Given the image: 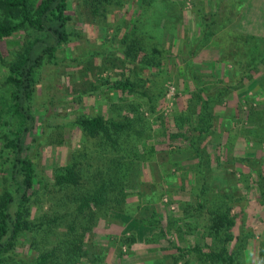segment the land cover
Listing matches in <instances>:
<instances>
[{
  "label": "trees",
  "instance_id": "obj_1",
  "mask_svg": "<svg viewBox=\"0 0 264 264\" xmlns=\"http://www.w3.org/2000/svg\"><path fill=\"white\" fill-rule=\"evenodd\" d=\"M70 1L0 0V65L6 68L4 92L0 96V264H81L83 260L88 264H104L109 250L118 258L131 255L135 233L110 235L104 245L93 239L99 220L111 224L110 212L134 215L144 226L155 229V236L164 239L171 231L179 232V224L186 234L201 230L202 243L190 246L178 236L177 245L171 243L169 260L161 254L154 264H241V252L255 237L242 223L235 234L237 217L241 215L244 221L247 200L238 194L237 187L213 186L207 174L212 159L206 144L210 135L218 136L219 140L222 134L234 130L230 124L237 122V117L232 113V117L224 119L217 115L215 107L227 101L230 90L243 89L242 84L238 87L241 81H254L253 72L264 62V37L228 29L227 36L221 33L209 43L224 50L230 45L236 52L234 68L225 74L230 81L218 91L195 85L186 108L173 110L171 130L165 127L162 115L156 117L154 96L144 89V77L165 72L169 75L172 71L170 62L163 57L161 33L156 38L160 37L163 44L149 47L147 43L158 30L155 22L165 21L164 14L169 13L163 0H140V9L130 19L129 27L120 31L114 49L119 57L111 51L103 60L102 65H109L113 75L103 79H97L95 74L91 76L95 66L89 59L79 72L81 77L90 75L95 83L82 78L89 90L79 95L78 102L87 95L102 98L104 103L113 93H120L118 103L113 105L110 101L117 113L107 117L97 111L92 115L78 114L71 120L56 119L54 109L57 102L61 104L64 94L58 69L70 64L67 47L81 35L77 29L79 18L69 11ZM81 2L87 21L108 27V15L119 9L123 0ZM224 6L211 16L229 17L231 10ZM214 19L203 20L199 37L189 47L181 42L177 54L186 52L191 58L196 56L212 36ZM15 35L22 38L19 48L6 61L2 46ZM172 41L171 37L167 38L168 50L173 46ZM77 60L74 59L76 63ZM102 65L95 71L108 72ZM185 69L192 79L191 67ZM241 71L242 77L235 81L233 77ZM44 73L50 74V80L45 84L42 101L45 110H41L39 119L36 96ZM248 113L249 119L253 114L258 116L248 130L250 140L245 143L264 147V110L250 109ZM152 118L160 120V130H153ZM36 130H40L39 139L31 137ZM73 130L90 144L82 141V149L77 153L72 151L66 161L54 164L50 172L45 171L41 165V145L47 142L68 148L67 133ZM233 154L227 156V162H238L255 175V178L249 175L251 186L245 184L243 174L238 183L246 185L247 190L255 189L258 201L264 204V155L235 157ZM219 160L216 157L215 162ZM174 189L188 192L187 200L169 202V205L175 203L180 218L188 221L168 218V228L161 205ZM238 209L242 210L240 215L236 213ZM262 246L256 264H264Z\"/></svg>",
  "mask_w": 264,
  "mask_h": 264
},
{
  "label": "rangeland",
  "instance_id": "obj_2",
  "mask_svg": "<svg viewBox=\"0 0 264 264\" xmlns=\"http://www.w3.org/2000/svg\"><path fill=\"white\" fill-rule=\"evenodd\" d=\"M139 1L140 0H123L121 7L112 10L113 12L111 11L112 13L108 15L107 23L109 28L90 23L89 20L87 21L85 10L82 6L83 2H81V0L79 2L77 0L70 1L69 11L70 14H74L76 18H79V20H77V29L81 31V35L76 39V42L67 47V59L70 61V64L58 69L60 81L62 84L64 83L62 86L64 94L61 96V104L57 102L58 105H56L54 109V111H57L58 115H56V119L71 120L78 114L92 115L97 111H100L107 117L117 113L115 111L116 109L111 106V103L113 105L118 103V99L121 97L120 93H113L104 103L102 102V98L96 99V97L87 95L83 96L78 102V97L82 92L89 90H86L89 88L87 84L83 85L85 79H89L92 83H95L94 80L89 77L95 74L97 79H103L107 77L108 74L110 75L112 73L110 72L109 65L105 67L102 65L104 62L103 60L107 59L111 51L114 52V55L119 57V53H115L114 49H116V43L118 39H120V31L126 29V26L129 27L130 19L140 9ZM163 1L165 2L164 9H166L169 14H164L165 21L159 24L155 22V27H158V30L155 31L154 39H147L149 40L147 43L149 47H151V45H160L164 43L163 57H166L170 62L169 67H171L172 71L169 75L165 72V74L159 76L153 75L144 77L146 81L144 89H148V93L154 96V103L156 104V110H158L156 117L162 115L164 117L165 127L173 130V110H183L186 108L187 100L190 98V93L193 88H195V85H202L210 91H218L221 90L222 87L224 88L228 81H230V77L226 79L225 74L234 68L233 63H236V52L230 49V45L229 49L227 48V50H224L223 48H216L208 44L218 39L220 37L219 35L225 33L226 30L228 31V29L237 30L243 35L247 34L252 37H264V0ZM220 4L221 6H219ZM226 5H228V8L231 10L229 17L223 18L219 16L214 19L211 16L218 8H223V6L226 7ZM205 19H207V21L212 19L215 20L212 36L207 40L206 45L199 48L196 56L192 58L186 52L179 56L176 51L178 45H181L182 42L183 46L189 47L190 43L199 37L202 22ZM225 19H227L226 22ZM159 33H161L163 37V43L160 41V37L156 38ZM225 35L227 36V32ZM168 37L173 39V46L170 50L166 47ZM21 39L20 35H15L3 44L2 51L6 61H9L11 58L10 53L19 48ZM184 51L186 50L184 49ZM256 54L260 55L258 51H256ZM93 55H95V57ZM74 59H78V63H76ZM87 59L93 60V65L95 67L93 68L94 73L91 72V76L88 75L87 78H85L81 77L79 72L84 65H87ZM252 61L250 56L249 63H252ZM100 65H102V69H109V71L99 72L98 70L99 73L96 72L95 69ZM188 65L194 73L192 79L190 75L187 76L185 67ZM166 69L164 68V71H166ZM5 74L6 68L0 65V96L4 92L3 81ZM252 75H254V81H241L238 87L242 84L241 88H244L240 90L239 88L230 90L227 101L223 102L221 106L215 107L217 115L224 119L232 117V113L235 115L234 117H237V122L230 124V127L233 125L232 127H234V130L228 132V134H222L219 140L217 139L218 136L210 135L208 137L209 141L207 140L208 143L206 144V151L210 154L212 159L207 174L210 176L213 186L216 188H218V186L237 187L240 191L238 194H241L244 196V199L247 200V206L243 210L244 221H242L240 215L242 210L240 212L238 209L236 212L240 216H238L236 220L237 225L235 234L238 233L242 223L245 228H250L252 230V234H254L255 237L248 241L246 249L241 252V255L243 254L241 257L242 259H240L241 264H256L258 252L264 244V204L258 201V194L255 189L252 188L247 190L245 188L246 185L244 187V185H240L237 181L243 174L245 184L251 186L249 175L253 178H255V175L250 173L247 168L244 169L238 162L231 160L227 162L228 157L230 158L233 153L235 157L253 156L254 154L257 156L259 154L264 155L263 146H259L254 142H250L248 145L245 143L246 140H250V137L247 136L248 130L252 129L254 120L258 116L257 114H253L252 118L250 117L249 119L248 112L250 109L254 110V112L264 110V62H261L257 66ZM45 76H48L47 81L44 80ZM49 76L50 74L48 75L47 73L41 76L40 85L37 89L36 105L39 109V119L42 111L45 110L42 101L45 95L44 91L46 90L45 84H48L50 80ZM241 77L242 71L240 74L234 76L233 79L237 81ZM234 80H232L231 83H234ZM253 89L256 91H253ZM253 92H255V95H253ZM249 96H251L252 99H249ZM150 123L153 130H160V120L152 118ZM39 132L40 130H36L31 137L39 139ZM67 135L69 139L68 148L55 147L54 145L47 144V142L41 145V165L44 166L45 171L50 172L54 164L66 161L70 153L72 151L77 153L78 150L83 148V144H90L85 138L81 140L78 131H69ZM31 140L30 138V141ZM82 141H85V143L82 144ZM153 142L154 140H151L150 143L153 144ZM150 143L147 142L146 144L149 145ZM260 147H262V149ZM216 157L221 159L218 163L215 162ZM187 199V190L179 191L178 189L169 191V195H166L163 199L161 205L162 217L168 228L170 224L168 218H179L182 222L188 221L181 219L180 217L182 216L178 212L176 204L169 205V202L178 200L185 201ZM134 200H136V198ZM136 204H134L133 207H135ZM109 217L111 218V224L106 225L104 220H99L98 225L94 229L93 239L98 242V244H106L110 235L126 236L131 233H135L136 243L131 246V255L124 256L123 258L116 257V253L113 250H109L104 264H154L161 254H163L164 259L168 261L169 259L167 258L168 254L171 252V243L177 245L179 240L178 236H182L183 240L190 246H193L197 242L202 243L201 230H197L195 234H186L184 232L185 230H182L180 224L178 228L180 231L182 230L181 233L180 231L172 232L171 229L167 239H164L155 236L156 230L144 226L134 215L128 216L118 212H110ZM81 264L88 263L86 260H83ZM191 264H194V262Z\"/></svg>",
  "mask_w": 264,
  "mask_h": 264
}]
</instances>
